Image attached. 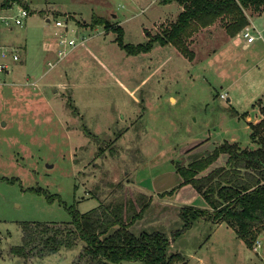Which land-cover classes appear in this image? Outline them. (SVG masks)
Here are the masks:
<instances>
[{
    "label": "rangeland",
    "instance_id": "374dc122",
    "mask_svg": "<svg viewBox=\"0 0 264 264\" xmlns=\"http://www.w3.org/2000/svg\"><path fill=\"white\" fill-rule=\"evenodd\" d=\"M12 1L4 14L22 5L30 15L23 25L0 20V43L21 53L15 72L0 82V264H88L79 257L82 241L43 256L30 251L27 259L11 248L22 243L23 221L65 223L72 219L66 207L86 212L100 204L94 192L109 200V181L122 183L127 195H154L132 230L165 233L170 252L181 254L173 264H264L261 244L249 248L226 222L199 218L175 236L185 225L182 207L210 209L194 185H181L177 165L226 141L258 147L249 124L264 117V14L253 18L263 37L246 48L222 19L199 28L187 39L190 58L159 43L128 54L118 32L93 24L107 19L124 29L125 44L145 43L177 19L178 2ZM58 18L70 37L86 41L49 69L66 30L55 25ZM227 158L220 154L208 170Z\"/></svg>",
    "mask_w": 264,
    "mask_h": 264
},
{
    "label": "trees",
    "instance_id": "16d2710c",
    "mask_svg": "<svg viewBox=\"0 0 264 264\" xmlns=\"http://www.w3.org/2000/svg\"><path fill=\"white\" fill-rule=\"evenodd\" d=\"M12 2L5 0L2 7L11 6ZM172 2L183 7L177 19L162 34L151 36L145 43L125 44L124 29L107 19L94 18L93 24L105 25L107 29L118 32L117 41L128 54L149 52L159 43L173 44L193 58L187 39L199 28L222 19L227 34L235 37L250 23L248 9L264 12V0H163L164 4ZM249 127L250 138L258 144L257 148L226 141L187 165H177L181 185H194L208 201L210 209L182 207L180 216L185 225L175 236L191 228L197 219L205 218L231 225L251 249L257 243L259 235L264 232V117L250 123ZM222 153L228 154L226 164L208 170ZM106 186L113 188L111 198L104 201L99 193L94 192L100 199L97 207L86 212H81L74 205L66 207L72 217L68 222L23 221L22 243L13 246L11 252L25 257L30 251H36L33 256H43L56 253L61 248H72L82 241L84 245L79 257L86 258L88 264H117L122 261L173 264L181 258L180 253L170 252L171 240L165 233H136L132 230V226L144 218L152 204V195L142 191L127 195L120 182L109 181ZM175 189L169 192L173 193ZM36 191L41 192V189Z\"/></svg>",
    "mask_w": 264,
    "mask_h": 264
},
{
    "label": "built area",
    "instance_id": "2783aa9c",
    "mask_svg": "<svg viewBox=\"0 0 264 264\" xmlns=\"http://www.w3.org/2000/svg\"><path fill=\"white\" fill-rule=\"evenodd\" d=\"M13 5L8 7H0V20L2 23H4L6 26H11L12 24L16 25H23L24 19L27 18L30 15V10L24 6L18 7L17 14L14 15H8L4 14V11H11L13 10ZM55 25L57 27H63L66 30L64 32H60V39L58 41V49L56 53V57L54 60H49L47 63L49 65V69H52L56 67V65L63 60L67 54L76 48L79 44H84L85 39H82V41L79 43L77 42L76 38L70 37L68 35L67 29H68V23L67 21H64L62 19H56ZM255 27H252L250 25H247L238 35L235 39L236 42L239 44H245L247 46L248 44L253 43L257 39V35L254 33ZM77 34H79L78 31H76ZM21 60V53L20 49L13 48L11 45L8 44H2L0 43V82L2 75H11L15 72V68L19 61ZM221 97L226 98L227 93H222ZM260 245V242L257 241V246ZM257 246H255L257 248ZM255 248V249H256Z\"/></svg>",
    "mask_w": 264,
    "mask_h": 264
},
{
    "label": "crops",
    "instance_id": "0c3cea01",
    "mask_svg": "<svg viewBox=\"0 0 264 264\" xmlns=\"http://www.w3.org/2000/svg\"><path fill=\"white\" fill-rule=\"evenodd\" d=\"M248 10H249V9H248ZM250 11L253 12V10H250ZM253 13H254V15L251 14V13H250V14L247 13V14H248V17H249V20H250L249 25L252 26V27H255L254 32H255L256 30L258 31V34H257V39H258V38L263 37V36H262V33L256 28V25H255L254 22H253V18L258 17V16H261L262 14H264V12H262V13L253 12ZM257 39H256V40H257ZM256 40H255V41H256ZM255 41H254V42H255ZM254 42H253V43H254ZM242 45H244V48H246L247 46H249V44H248L247 46H245V44H242ZM175 100H176V99H175ZM259 121H260V120H259ZM227 159H228V158H227ZM178 175H179V174H178ZM179 178H180V180H182L181 177H180V175H179ZM152 197H153V201H152V203H154V195H152ZM261 234H264V232L261 233ZM261 234H260V235H261ZM260 235H259V236H260ZM258 239H260V237H258ZM259 242H261V243H260L261 245L259 246L261 250H260V252H258V253L261 254V255H260V259H262V261L264 262V235L262 236V239H261V241H259Z\"/></svg>",
    "mask_w": 264,
    "mask_h": 264
}]
</instances>
